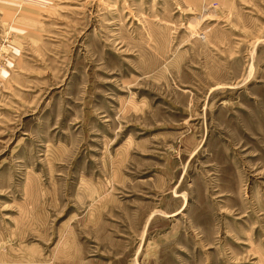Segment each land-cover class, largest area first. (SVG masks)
Instances as JSON below:
<instances>
[{
  "label": "rangeland",
  "instance_id": "obj_1",
  "mask_svg": "<svg viewBox=\"0 0 264 264\" xmlns=\"http://www.w3.org/2000/svg\"><path fill=\"white\" fill-rule=\"evenodd\" d=\"M0 264H264V0H0Z\"/></svg>",
  "mask_w": 264,
  "mask_h": 264
}]
</instances>
